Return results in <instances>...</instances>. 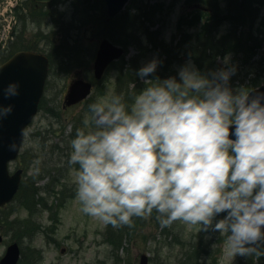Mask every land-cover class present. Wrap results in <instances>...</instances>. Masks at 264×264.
<instances>
[{"label":"clouds","instance_id":"clouds-1","mask_svg":"<svg viewBox=\"0 0 264 264\" xmlns=\"http://www.w3.org/2000/svg\"><path fill=\"white\" fill-rule=\"evenodd\" d=\"M156 68L154 60L138 75ZM233 72L209 80L185 67L182 83L157 80L135 97L130 112L122 96L90 104L94 130L77 129L71 141L81 211L116 228L131 227L133 217L153 210L161 227L178 220L207 227L227 211L215 224L216 231L231 233L226 251L257 252L245 245L264 239V106L262 98L249 103L247 90L232 94L226 85ZM18 88L10 84L5 95L17 96ZM12 111L0 107V119ZM83 123L88 126L87 116ZM233 125L235 140L229 138Z\"/></svg>","mask_w":264,"mask_h":264},{"label":"rangeland","instance_id":"rangeland-1","mask_svg":"<svg viewBox=\"0 0 264 264\" xmlns=\"http://www.w3.org/2000/svg\"><path fill=\"white\" fill-rule=\"evenodd\" d=\"M59 1L62 4L58 6L56 2L50 6L51 10L47 13L56 12L61 19L63 29L66 30L70 28L72 12L71 8L65 5L66 1L69 4V0ZM133 1L134 7L141 2L146 5L144 0ZM148 1V3L151 2L147 3L148 5L155 3L163 10V14H158L157 19L158 26L164 25V33L159 35V43H163L164 52L159 49L144 50V54L140 57L143 60L139 70L154 60L157 62V68L154 73L141 78L139 83L142 86L147 85L145 81L152 80L151 76L156 75L157 72L163 76L166 75L165 78H175L182 83L179 73L183 68L192 67L199 72L193 58V47L198 33L208 23L209 18L205 17L204 10L200 8L203 5L196 1L191 2L193 0ZM215 2L223 10L228 5V0H215ZM209 4L212 11L214 2L209 0ZM91 6L92 8L88 9L90 12L102 13V6L97 3ZM260 8L264 14V2ZM125 11H128V6ZM182 16H185V22L180 33L177 27L182 24L180 20ZM34 21L35 23L27 28V32L21 34L19 30L18 36L21 37L24 46L32 45L35 49H44L43 52H45L49 48L42 43L41 39L52 37V34H49L52 33L51 30L56 23L54 24L53 20H43L39 16H34ZM228 27L227 24L223 25L220 34H226ZM104 37L97 36L96 33L79 35L76 32L70 35L69 42H64L61 46L63 47L61 49L66 47L73 49L72 54H67L70 58L67 62L72 61L66 66L57 65L54 68L55 73L50 76L46 84L39 113L28 129L29 133L23 145L21 157L18 162L10 165L12 172L17 167L24 169V182L16 199L6 207H0V237L3 238L0 242V258L9 244L18 242L24 255L20 264H139L142 254L149 256L150 264H193L199 252H196L197 250L210 253V256L204 258L208 264H264V252H260L261 254L254 258L256 252L234 256L226 251L225 242L231 233L216 231L215 224L228 215L227 211L217 214L213 218L212 225L207 227L175 221L164 236L160 235L161 229L157 231L159 221L156 219L158 215L156 211L155 215L136 217L134 219L137 221L136 226L133 227L136 230L130 233L131 229L125 236L123 250H120L118 254L107 241L106 229L109 225L81 211L82 205L76 199L75 183V172L79 170V167L70 164L73 151L71 141L74 139L73 136L76 137L77 129H84L86 132L94 130L89 105L98 102L99 99L110 100L117 91L118 85L120 86L117 83L120 70L132 59H137L138 50L142 53V50L137 47H129L125 61L115 63L107 71L103 81L95 84L93 98L64 110L63 100L69 82L76 77L92 80L93 58L99 42ZM96 43L97 46H95ZM143 43L148 42L143 39ZM74 48L78 49L74 50ZM220 64L225 71L234 70L226 87L230 83L247 86L250 84L247 80L251 78L263 77L260 84L264 83V56L261 54L255 57L253 69L244 70L238 65L233 67L231 57L221 60ZM153 83L154 81L148 85L152 86ZM126 109L129 110L127 107ZM86 116L89 120L87 127L83 123ZM52 170L54 173L61 171L59 172L61 178L58 177V181H52L54 173H46ZM40 178L45 180L38 181ZM45 185L49 188L55 187L57 194L66 188L70 196H66L67 198L63 199L61 204L56 201L54 193L46 192L33 196L35 189ZM256 192L258 189L254 195ZM203 233L206 235H200ZM258 242V245L264 248V239ZM245 247L256 248L257 243L245 245ZM33 250L37 253L32 256ZM32 257H37V260Z\"/></svg>","mask_w":264,"mask_h":264},{"label":"trees","instance_id":"trees-1","mask_svg":"<svg viewBox=\"0 0 264 264\" xmlns=\"http://www.w3.org/2000/svg\"><path fill=\"white\" fill-rule=\"evenodd\" d=\"M70 5L67 4L69 8H71V20H70V28L66 30L63 29L62 22L56 12H50L48 14L43 13L44 17L50 20H55L57 18V22L60 25L59 29L54 30L52 33V37H44L43 40L44 45L49 48L47 53L51 59V75L54 72V68L58 65L66 66L71 63L72 60H69V54L73 49L70 47H66L65 49H61L64 42H69L70 35L72 33H78L81 35L82 33H96L97 36H105L115 43L125 47L128 51L129 47H137L142 50H138L139 56L137 59L134 58L127 65L120 70V74L118 75V89L115 93V96H122V103L129 109L130 112L132 105L134 104L135 97L139 95L143 90L151 85L142 86L139 82L141 77L138 75L140 64L142 63V55L144 54L145 49H154V50H163V43H159V35H162L164 32L163 26H158L159 20L157 19L158 14H163V10L159 8L155 3L153 5H148V1L146 5L143 2L137 6H132L134 1L132 0L128 6V11H125L120 16L114 19H108L106 8L102 0H69ZM158 1V0H157ZM228 0V5L225 10L221 9L220 5L217 2H214L212 11H210L209 0H204V4L209 8V11L204 10V14L206 18H209L208 23L203 26L198 33V39L193 47V58L195 59L197 66L199 67L201 76L213 80V73H219L221 71H225L223 66L220 64L221 60H225L228 57L232 58L233 64L242 67L244 70L253 69L255 66V57L260 53V50L264 44V17L261 12V4L262 0ZM97 3L102 6L101 12H90L88 9L92 8L91 4ZM148 3V4H147ZM157 3V2H156ZM48 10V9H47ZM48 11H46L47 13ZM23 28L21 31L25 33L27 31V17L23 16ZM182 24L178 26V30H182V26L185 22V16L180 18ZM56 22V23H57ZM227 24L228 30L226 34L221 35L220 29L223 25ZM156 26H158L156 28ZM58 27V26H57ZM56 27V28H57ZM47 35V36H49ZM143 39L147 40V44L143 43ZM186 39V38H185ZM189 37L187 38V41ZM184 41V40H183ZM77 42V41H76ZM21 47V46H20ZM18 47L17 50L20 49ZM32 48V47H31ZM34 48V47H33ZM32 48V49H33ZM78 48H74L77 50ZM36 50V49H33ZM38 51V50H37ZM67 51V52H65ZM124 62V59L121 60ZM253 66V67H252ZM137 68V71H133L134 68ZM155 76H157L155 78ZM152 80L156 82L157 80H167L165 78L166 75H161L158 73L156 75L151 76ZM138 78V80H136ZM263 77L259 79L251 78L247 80L250 84L247 86L235 85L234 83H230L227 87L232 91L233 95L238 94L240 90H247L248 92L254 87L258 86ZM177 81V80H176ZM178 82V81H177ZM179 83V82H178ZM222 83V82H221ZM131 86H134L131 88ZM75 138V136H73ZM79 167V165H77ZM61 173V171H59ZM57 172L52 175V181H58L61 178V174ZM51 174V172H47ZM59 177V179H58ZM44 178H40L42 180ZM44 192L54 193L56 196V201L61 204L63 199L65 200L70 196L67 194L68 189L64 188L62 192L57 194L55 192V187H43L35 189L33 196H38ZM31 209V208H30ZM155 210H153V215ZM136 217H133V225L131 227L123 225L118 227L116 230L110 224L107 230V241L112 245L115 253H119L120 250H123V242L125 236L129 233H133L136 228L134 221ZM141 218V217H140ZM160 223L157 226V231L161 229L160 235L164 236L169 232V227L160 228ZM116 231V232H114ZM257 242V252L255 257L260 255V252H264V248L258 245ZM255 245V244H253ZM199 251V252H198ZM33 254H36L37 251L33 250ZM197 256L193 260V264H208L204 261V258L210 256V253H205V250H197ZM207 252V251H206ZM252 254V253H251ZM37 260V257H32ZM213 262V260H212Z\"/></svg>","mask_w":264,"mask_h":264},{"label":"water","instance_id":"water-1","mask_svg":"<svg viewBox=\"0 0 264 264\" xmlns=\"http://www.w3.org/2000/svg\"><path fill=\"white\" fill-rule=\"evenodd\" d=\"M48 3L53 0H34ZM109 17L117 16L130 0H103ZM124 49L115 46L109 40H102L94 63L96 79H101L108 66L120 59ZM49 73V59L39 53L20 51L0 66V107L12 106L13 111L6 118L0 119V206L13 200L21 180L22 170L10 175L9 163L16 160L24 141L22 130L31 124L38 113L46 80ZM10 84L19 85L18 95L7 97L5 90ZM92 91V83L83 79L74 80L65 97V107L84 101ZM255 98H262L264 106V85L249 94V103ZM230 139L235 140V126L230 129ZM15 143L16 150L10 151L9 145ZM264 231V227H262ZM1 240V238H0ZM20 248L17 243L10 245L0 264H17ZM140 264H149L147 255L140 257Z\"/></svg>","mask_w":264,"mask_h":264},{"label":"flooded vegetation","instance_id":"flooded-vegetation-1","mask_svg":"<svg viewBox=\"0 0 264 264\" xmlns=\"http://www.w3.org/2000/svg\"><path fill=\"white\" fill-rule=\"evenodd\" d=\"M29 20L32 22V17H29ZM16 43H13L12 47H11V51H15L16 50ZM7 57V53H2V51L0 50V64L3 62V60H5V58Z\"/></svg>","mask_w":264,"mask_h":264},{"label":"bare ground","instance_id":"bare-ground-1","mask_svg":"<svg viewBox=\"0 0 264 264\" xmlns=\"http://www.w3.org/2000/svg\"><path fill=\"white\" fill-rule=\"evenodd\" d=\"M133 71H137V68L135 67Z\"/></svg>","mask_w":264,"mask_h":264}]
</instances>
